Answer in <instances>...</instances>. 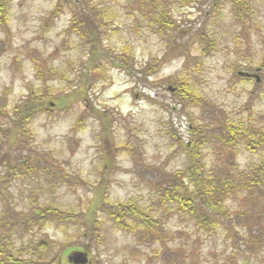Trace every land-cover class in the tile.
I'll return each mask as SVG.
<instances>
[{
	"label": "rangeland",
	"instance_id": "374dc122",
	"mask_svg": "<svg viewBox=\"0 0 264 264\" xmlns=\"http://www.w3.org/2000/svg\"><path fill=\"white\" fill-rule=\"evenodd\" d=\"M218 1L219 13H212L215 0L187 5L175 0L170 15L177 29L160 35L133 0H89L107 8L105 44L113 58L126 46L135 65L130 74L109 63L97 74L89 103L59 111L54 102L24 128L18 143L10 144L8 132L0 133V175L7 171L6 159L17 168L0 187V245L7 254L48 261L57 254H86L79 247L90 245L96 264H264V249L256 243L264 233V199L245 190L231 194L226 201L231 223L208 232L165 203L159 190L189 165L180 144L191 143V120L212 136L227 124L242 123L250 132L264 129V0H241L248 6L243 21L236 19L233 0ZM59 2H8L7 23L0 25V128H10L15 109L27 104L29 94L61 95L82 70L84 53L68 31L70 11L51 16ZM200 29L207 35L205 52L193 40ZM169 39L185 46L188 60L173 44L169 47ZM163 60L157 75L141 78L145 65ZM178 77L188 80L208 105L183 110L173 87L162 84ZM94 109L112 119L114 160L108 174ZM209 141L203 163L218 182L229 173L250 174L263 157L242 140L235 148ZM104 179L106 202L136 204L159 227L152 234L136 225L134 233L120 231L107 207L99 215V239H90L84 227L72 222L37 223L39 210L50 207L81 217L93 187Z\"/></svg>",
	"mask_w": 264,
	"mask_h": 264
},
{
	"label": "trees",
	"instance_id": "16d2710c",
	"mask_svg": "<svg viewBox=\"0 0 264 264\" xmlns=\"http://www.w3.org/2000/svg\"><path fill=\"white\" fill-rule=\"evenodd\" d=\"M59 5L52 12V18L58 17L69 10L71 14V22L68 28L70 34L75 36L79 41L82 53H84V62L81 64L82 70L77 73L74 80L70 82V87L65 93L55 96L53 94L34 93L29 94L27 104L21 108L15 109L16 117L12 120L8 129L0 128L1 132H8L10 144L18 143L19 134L24 136V129L39 115L51 110V104L56 102L55 108L59 111L67 110L72 105L85 101L89 103L90 90L95 84L97 74L105 72L108 64L111 63L115 68L127 70L131 74L135 65L134 55L128 47H123L121 52L116 53L113 58V50L105 44V35L107 33L106 26L108 15L107 8L99 5H93L89 0H59ZM138 3L141 17L156 24L157 31L160 35H169L177 29V24L172 20L170 15L171 3L175 0H133ZM183 4H190V0H181ZM215 4L211 6L212 13H219V1L215 0ZM9 0H0V25L5 26L6 9ZM235 6L236 19L243 21L241 17L243 10L246 12L248 6L241 0H233ZM103 7V8H102ZM217 11V12H216ZM201 30V29H200ZM198 31L194 36V41L199 40L202 52L207 50V44L204 43L207 38L206 31ZM173 44L174 50L180 56H184L188 60V54L184 53L185 46H178L172 39H169V47ZM211 44V43H210ZM213 46V43L211 44ZM113 52V53H112ZM163 61H156L154 64L145 65L141 69L142 79H149L157 75L160 71L158 64ZM245 78H248L244 76ZM243 78V80H247ZM140 80V78H139ZM163 85L173 87L172 95L178 100V104L182 109L203 108L208 105L207 101L198 95L188 80L164 79ZM95 116L101 121L103 130V154L104 162L107 167L108 174L113 164V140L111 139L110 128L112 119L104 115L98 110H93ZM222 133L219 135H205L202 128L191 120L192 140L191 143L181 145L180 147L186 153L189 165L186 170L176 173L175 179H171L167 187L160 188L163 201L167 204L176 205L178 210L185 214L194 224L202 230L211 232V230L220 227H226L231 223V214L226 205L231 194L237 193L238 190H245L247 193L254 194L255 197L264 199V129L254 130L250 132L244 124H227L223 125ZM212 138L217 139L226 148L237 147L236 144L245 141L247 148L252 152H261L263 157L261 161L254 166L250 174L236 172L235 175L229 173L220 182L209 177L206 167L203 163L202 151ZM9 156L6 153L5 158ZM7 171L5 175H0V187L5 183H9L15 170V164L6 159ZM236 178L239 179L236 180ZM242 183V185L240 184ZM108 188V182L104 179L99 185L93 187L94 196L89 201V205L83 214L79 215L71 213H63L53 207L39 210L37 214V223L40 220H60L72 222L86 229V234L90 239L100 238V221L99 215L104 207L108 208V215L116 225V227L126 233H134L135 227H141L152 234V229L159 227L150 215L144 212L136 204H116L112 205L105 201V192ZM134 223V224H132ZM257 245L264 249V233L256 240ZM86 254H90L88 264L94 263L91 254L90 245L79 247ZM70 257V256H69ZM68 258L60 255H54L50 260H26L18 259L11 253H6L5 248L0 245V264H74Z\"/></svg>",
	"mask_w": 264,
	"mask_h": 264
},
{
	"label": "water",
	"instance_id": "95a60500",
	"mask_svg": "<svg viewBox=\"0 0 264 264\" xmlns=\"http://www.w3.org/2000/svg\"><path fill=\"white\" fill-rule=\"evenodd\" d=\"M69 260L74 264H87L88 263V256L86 254H82L80 252L73 253Z\"/></svg>",
	"mask_w": 264,
	"mask_h": 264
}]
</instances>
